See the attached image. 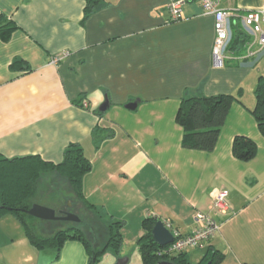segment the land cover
<instances>
[{
	"label": "crops",
	"instance_id": "obj_1",
	"mask_svg": "<svg viewBox=\"0 0 264 264\" xmlns=\"http://www.w3.org/2000/svg\"><path fill=\"white\" fill-rule=\"evenodd\" d=\"M170 3L104 0L87 13L86 0H0V25H15L0 37V153L58 163L70 143L81 144L93 165L83 191L100 210L95 219L108 234L121 220L124 242L136 246L148 216L185 235L204 225L197 215L213 213L215 194L226 188L231 208L214 215V236L185 250L188 264L211 247L224 253L220 264L264 263V136L255 117L235 102L237 117L227 118L211 151L184 147L176 119L182 97L243 91L264 55L254 62L232 52L217 65L214 15L189 0L172 20ZM219 7L239 30L242 14L264 0H219ZM237 134L257 142L253 159L234 156ZM0 219V264H91L81 240H66L57 255L35 247L14 214Z\"/></svg>",
	"mask_w": 264,
	"mask_h": 264
},
{
	"label": "trees",
	"instance_id": "obj_2",
	"mask_svg": "<svg viewBox=\"0 0 264 264\" xmlns=\"http://www.w3.org/2000/svg\"><path fill=\"white\" fill-rule=\"evenodd\" d=\"M103 1L86 0V12H91ZM1 25L0 37L6 39L15 25L11 21ZM247 39L248 36L242 27L239 30H234L233 38L228 47L229 50L237 54L243 53ZM20 63L21 61L17 60L13 65L18 66ZM239 91L238 98L233 94L227 93L182 97L176 119L184 129L183 146L206 151L213 150L218 143L234 100L244 104L241 99L242 88ZM255 95L256 105L253 109L250 107H247V109L255 117L258 128L264 136V75H260L258 78ZM94 137L98 145V139L102 137L99 129H95ZM232 151L239 160L249 161L257 155L258 145L253 138L244 134H237L233 139ZM92 168V162L86 156L82 145L79 143H70L64 151L63 159L58 163L48 161L39 154L6 157L0 153V215L6 213L14 214L23 225L31 243L38 249L53 248L56 254L59 255L66 240L78 239L87 247L91 264H97L100 256L109 248L119 253L124 243L122 234L124 224L121 220H113L111 222L108 240L103 248L98 249L87 238L86 230L78 223L59 229L52 235L38 234L32 223L34 216L28 213V209L34 203L32 202L33 197L36 194L38 181L41 176L46 172L54 171L68 180L72 194L79 202L84 203L87 210L99 213L100 210L97 206L86 201L83 191L84 178ZM156 221L157 218L155 216H148L143 220L145 232L137 240L143 264H158L160 261H168L173 264H188L189 261L185 251L170 255L163 254L162 256L158 254L161 246L154 241L152 235V228ZM223 259L224 253L217 248L211 247L209 252L197 264H220Z\"/></svg>",
	"mask_w": 264,
	"mask_h": 264
},
{
	"label": "built area",
	"instance_id": "obj_3",
	"mask_svg": "<svg viewBox=\"0 0 264 264\" xmlns=\"http://www.w3.org/2000/svg\"><path fill=\"white\" fill-rule=\"evenodd\" d=\"M189 0H171L169 11L172 20L182 17L183 5ZM204 13L213 14L215 17V40L213 55L217 65L225 64L227 58H232L229 45L233 38L234 30L231 21V13L219 7V0H198ZM242 29L248 36L244 45L242 59L257 62L264 55V8L248 10L241 16ZM232 54V55H231ZM235 56V55H234ZM235 58V57H233ZM58 58L54 59L56 62ZM241 60V59H240ZM229 191L224 188L214 196L213 213H199L197 219L204 225L195 228L190 234H182L178 230L172 231L174 240L172 243L161 247L158 254H177L189 248L197 247L204 241L209 240L220 229L219 221L215 214H227L231 208L228 200Z\"/></svg>",
	"mask_w": 264,
	"mask_h": 264
},
{
	"label": "rangeland",
	"instance_id": "obj_4",
	"mask_svg": "<svg viewBox=\"0 0 264 264\" xmlns=\"http://www.w3.org/2000/svg\"><path fill=\"white\" fill-rule=\"evenodd\" d=\"M236 57L238 58V56ZM253 69V78H250L249 83H246L245 89L242 91L241 99L243 100L244 104L234 100L230 108L228 118L232 117L235 119L237 117L236 111L234 109L235 102H238L243 106L245 105L244 107L246 109L247 107L253 109L256 105L255 89L259 76L264 75V57ZM226 93L233 94L238 98L240 91L237 88L236 92L228 91ZM63 177L64 176L60 175L56 178H49V180L40 179L38 181L37 191L32 202H37L38 204L47 203L55 205V207H58L56 210L57 212H73L74 214L78 215L81 220L79 222H73L66 220H45L34 217L32 219V223L34 224L35 231L42 235H52L59 229L78 223V225L86 230L87 238L90 239L98 249L103 248L109 237L104 221L95 219L94 214L96 212L94 213L93 211L87 210L84 203H80L76 197H74L71 190H69L70 186L68 185V180L66 181V178L64 177L63 179ZM2 225L4 224H2L0 221V227ZM121 255L124 256L121 257ZM129 255L131 256V260L126 264H143L139 246H136L135 242L126 243V241L123 243L119 253L110 248L105 251L104 254L100 256V260L97 262V264H116L118 259L128 258Z\"/></svg>",
	"mask_w": 264,
	"mask_h": 264
},
{
	"label": "water",
	"instance_id": "obj_5",
	"mask_svg": "<svg viewBox=\"0 0 264 264\" xmlns=\"http://www.w3.org/2000/svg\"><path fill=\"white\" fill-rule=\"evenodd\" d=\"M109 106V100L106 99L105 102L100 107V110L104 111ZM137 103H129L126 105L129 109H135ZM28 213L36 218L45 219V220H66V221H73L79 222L81 219L78 215L74 214L73 212H57L54 208L34 203L28 209ZM59 213V214H58ZM152 235L154 241L159 244L161 247H164L174 240V234L172 230L166 225L164 220H157L152 228ZM128 258H120L116 262V264H126ZM158 264H173L172 262L168 261H160Z\"/></svg>",
	"mask_w": 264,
	"mask_h": 264
}]
</instances>
